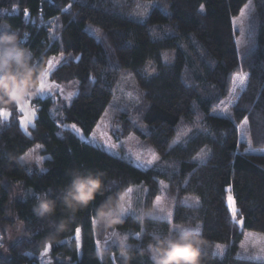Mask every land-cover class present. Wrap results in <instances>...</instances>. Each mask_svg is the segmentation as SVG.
<instances>
[{
    "label": "trees",
    "instance_id": "trees-1",
    "mask_svg": "<svg viewBox=\"0 0 264 264\" xmlns=\"http://www.w3.org/2000/svg\"><path fill=\"white\" fill-rule=\"evenodd\" d=\"M116 1L0 0V31H16L20 45L32 50L34 62L43 61L44 67L51 56L62 54L49 79L75 83L69 100L57 96L31 99L37 111L29 134L20 127L15 104L7 120L0 117V226L6 223L9 206L25 221L20 237L8 247L7 258L0 257V264H41L38 257L45 246L51 264H123L120 249L131 253L129 264H152L149 240L176 233L168 221L125 216L115 229L128 233V246H113L102 258L96 255L93 221L103 200L136 183L144 185L145 199L151 203L160 193V180L181 198L174 205L172 222L204 239L201 264H264V257L237 255L246 231L264 234V152L246 151L236 128L247 117L253 145L264 146V0H254L257 44L242 58L231 18L248 0H164L167 9L154 7L143 21L127 16ZM86 25L99 27L102 38L96 39ZM163 26L169 32L158 37L153 27ZM165 50L173 51L171 62L163 60ZM236 72L246 74V80L232 96ZM126 86L138 95L126 107L140 115L145 130L132 126L126 113L120 116L123 129L148 141L160 165L139 168L79 139L64 126L73 123L90 134L109 104L123 103L118 96ZM226 99H230L231 117L214 112ZM196 112L206 131L193 132L183 143L173 144L179 122L192 120ZM33 145H40V154L46 156L42 169L20 159ZM204 148L208 155L201 161L197 156ZM71 169L103 171L104 188L76 213L66 232L48 239L52 230L45 219L33 214L32 206L41 193L58 200ZM14 182L25 194L9 201V186ZM229 185L237 219L244 217L242 225L233 221L228 209ZM184 196H192L195 202L186 203ZM61 215L58 206L52 219ZM77 227L81 229L79 249ZM218 243L225 245L222 254L215 252Z\"/></svg>",
    "mask_w": 264,
    "mask_h": 264
},
{
    "label": "rangeland",
    "instance_id": "rangeland-1",
    "mask_svg": "<svg viewBox=\"0 0 264 264\" xmlns=\"http://www.w3.org/2000/svg\"><path fill=\"white\" fill-rule=\"evenodd\" d=\"M116 2L123 8L127 16L140 21H143L147 17L151 9L154 7L158 6L162 9H167V3L164 0H117ZM231 21L237 53L238 56L242 58L251 50H253L257 44L259 20L256 2L254 0H248L243 5L240 12L237 15L232 16ZM85 29L90 32L96 39L100 40L102 38V30L99 27L94 25H86ZM153 31L158 37H162L167 32H169L168 28H166L165 26L153 27ZM173 55L174 53L172 50H165L163 52V60L171 62L173 60ZM49 59L53 60L54 66L52 69H54L61 63L63 55H53ZM47 66L48 62L45 66V69L47 68ZM149 69L151 68L149 67ZM47 80L50 84L51 82H53L49 79V76L47 77ZM57 84L60 85L62 91L55 90L54 92H36L34 96L25 97L23 99V101L27 100L28 111L35 109V116L31 118V123H29L26 127L22 126L20 123V118L24 116L25 113L24 111H21L18 107H16L19 113V124L24 133L29 134L30 128L33 127L34 120L36 117L37 108L31 104L32 98L37 96H57L59 99L61 98L63 100H69L75 93L74 82H65ZM238 85L239 84H237V86ZM237 86L236 91L231 92L232 96L237 92ZM124 89L127 90H123V94H119L120 96H118L120 99L123 100L121 101L123 103L109 104L90 134L85 135L77 125L76 126L80 129V132H76L71 127L73 123H67L64 126H66L71 132H73L79 139L96 145L115 156L129 160L131 163H133L139 168L145 169L152 167L153 165H160L162 164L160 157L148 141L133 132H127L123 129L122 119L120 116L121 114L126 113L124 116L129 119L130 124L132 126H136L141 131L145 130V124L142 122L140 115H138V113H132L130 109L126 107V105H129L137 100L138 95L136 89L127 86ZM69 93H72V95L69 96ZM138 94L140 93L138 92ZM229 100L226 99L220 101L215 106L214 112L217 114L231 117V110L229 108H227V111H223L224 105H228ZM9 115L7 117H1L2 120H7ZM237 125H240V129L238 130V136L239 140L244 143L245 150L264 152V146L256 147L253 145L254 140L251 138L247 120L243 124H241L240 121L237 123ZM200 131H206V128L202 122V116L196 112L192 120H181L179 122L176 127L173 144L183 143L190 134H192L193 132ZM113 145H115V147H112ZM40 149V145H33L25 154L21 156V161L31 168L42 169V161L46 156L40 154ZM153 153H155L159 157V160H156L153 162L152 165H149L147 164V161L152 160ZM207 155V149L204 148L199 152L197 158L203 161L204 159H206ZM137 157H139V159H137ZM9 188L12 201L23 197L25 194V190L19 183H10ZM129 188L131 189V191L128 190ZM122 194L124 195V200L122 201V203L126 205L130 203L132 205V208L134 209L133 212H129L123 215L122 218L127 215L137 217L138 210L141 207H151L153 209V201L155 198L151 201V203H148L146 201L145 187L141 183L130 185ZM157 196L160 197V206L163 207L165 211L160 212L158 209H154L151 215L147 217L166 220L170 223L171 229L177 232L181 226L172 222V212L175 203L178 200H181V198L179 197V195L172 192L171 189L168 187V184L162 180H160V193ZM183 200L186 203L195 202L192 196H184ZM7 209H9L13 213V215H15L11 206H9ZM169 212H171V215H168ZM13 215L6 214V223L11 222L13 220ZM94 221L96 241H99V247L97 246L98 250L103 249L105 251L109 248H112L113 246H117L120 248L128 246V233H122L115 229L116 236H113L111 235V233L113 232L112 229H99V225L97 224L96 219H94ZM184 228L186 230L189 229L186 226H184ZM21 233L22 231L20 233H14L12 238L8 239L4 234V229L0 231V244L3 245V247H0L1 258H7L8 247L20 237ZM121 241H123V243H121ZM217 245H219V247H217ZM224 248V244L218 243L215 246V252H217L218 254H222ZM237 255L252 259H262L264 257V234L246 231L243 239L240 242ZM38 258L41 264H51L52 260L49 257V248L47 252L43 251Z\"/></svg>",
    "mask_w": 264,
    "mask_h": 264
},
{
    "label": "clouds",
    "instance_id": "clouds-1",
    "mask_svg": "<svg viewBox=\"0 0 264 264\" xmlns=\"http://www.w3.org/2000/svg\"><path fill=\"white\" fill-rule=\"evenodd\" d=\"M16 31H0V107L10 108L17 101H23L29 94L34 96L45 71L44 62H34L32 50L21 46ZM69 180L59 191L58 200L41 193L36 196L32 206L35 216L47 221L51 228L48 239H55L60 233L66 232L75 218L76 213L86 207L97 193L103 191V171H82L71 169L68 172ZM12 197H9L11 201ZM124 195L116 193L108 196L95 209V216L99 229L115 231V226L123 224L122 211ZM59 210L64 213L56 216ZM6 214L13 215L9 209ZM152 213L151 207H141L137 219H143ZM4 234L11 239L14 233H20L25 228V221L18 215H13L11 222L2 226ZM98 229V230H99ZM204 239L183 226L175 233H164L152 237L147 250L150 253L152 264H201V248ZM0 246H3L0 244ZM143 249L141 254H143ZM104 250L99 249L97 258H102ZM123 264H129L131 253L120 249Z\"/></svg>",
    "mask_w": 264,
    "mask_h": 264
},
{
    "label": "snow or ice",
    "instance_id": "snow-or-ice-1",
    "mask_svg": "<svg viewBox=\"0 0 264 264\" xmlns=\"http://www.w3.org/2000/svg\"><path fill=\"white\" fill-rule=\"evenodd\" d=\"M201 9H203V5L201 6ZM24 15H28V10L25 9L24 10ZM62 55V54H61ZM53 60L49 59L48 61V66L45 69L43 75H42V79L39 82L38 85V90L37 92L43 93L45 91L48 92H54L55 90H61L60 85L55 83V81L51 82V84L48 82L47 77L49 75V72L51 71V69L53 68ZM246 80V74H244L243 72H236L233 73L232 75V88L230 89L231 92H235L236 91V86L237 84L243 85L245 83ZM72 93H69V96H71ZM27 97H31V95L29 94ZM223 103V102H222ZM16 107H18L21 111H24L25 115L22 116L20 118V123L22 126H27L29 123H31V118L35 116V109H32L31 111H28V104H27V100L24 101H17L15 104ZM228 105L225 104L224 105V109L223 111H227ZM9 115V109L8 108H3L0 107V117H7ZM247 120V117H245L244 121H241V124L245 123ZM71 127L76 131V132H80V129L77 128L76 124H72ZM237 130L240 129V125H236ZM237 143H239V140L237 141ZM112 147H115V145H113ZM137 159H139V157H137ZM159 160V157L153 153V157L152 160L147 161V164L152 165L154 161ZM129 191H131V189H128ZM228 195L226 197L227 199V205H228V209L231 213L232 219L233 221H235L237 224H243L244 222V217L240 216L239 219H237L238 216V210L236 207V203L234 200L233 195L231 194V185L228 186ZM160 197L157 196L155 197L154 201H153V209H158L160 212H164L165 209L163 207L160 206ZM134 209L132 208V205L130 203H128L127 205L124 204V208L122 211V215H125L129 212H133ZM168 215H171V212L168 213ZM93 223H95V221H93ZM80 233H81V229L79 227L76 228L75 230V235H76V244H77V249L80 248ZM111 235L116 236L115 231H113L111 233ZM121 243H123V241H121ZM97 246L99 247V241H97ZM3 247V246H0ZM217 247H219V245H217ZM48 251V246H45L44 248V252Z\"/></svg>",
    "mask_w": 264,
    "mask_h": 264
},
{
    "label": "crops",
    "instance_id": "crops-1",
    "mask_svg": "<svg viewBox=\"0 0 264 264\" xmlns=\"http://www.w3.org/2000/svg\"><path fill=\"white\" fill-rule=\"evenodd\" d=\"M52 70H53V69H52ZM52 70H51V71H52ZM51 71H50V72H51ZM49 74H50V73H49ZM48 76H49V75H48Z\"/></svg>",
    "mask_w": 264,
    "mask_h": 264
}]
</instances>
